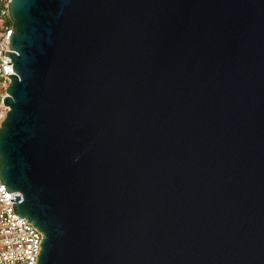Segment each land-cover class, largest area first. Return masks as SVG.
<instances>
[{"label":"water","instance_id":"water-1","mask_svg":"<svg viewBox=\"0 0 264 264\" xmlns=\"http://www.w3.org/2000/svg\"><path fill=\"white\" fill-rule=\"evenodd\" d=\"M9 17L0 178L37 264H264V0Z\"/></svg>","mask_w":264,"mask_h":264},{"label":"built area","instance_id":"built-area-1","mask_svg":"<svg viewBox=\"0 0 264 264\" xmlns=\"http://www.w3.org/2000/svg\"><path fill=\"white\" fill-rule=\"evenodd\" d=\"M11 0H0V127L6 119L9 106L4 100L9 96L7 88L12 82L9 75L16 74L13 62L6 52L10 49V37L13 33V24L9 17ZM12 62L11 64H7ZM18 192H8L0 178V264H37L38 255L42 250L41 241L44 238L42 231L27 217L14 213L13 203ZM11 199H14L11 202Z\"/></svg>","mask_w":264,"mask_h":264}]
</instances>
